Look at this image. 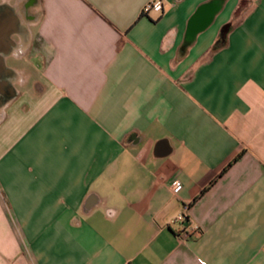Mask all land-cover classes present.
Wrapping results in <instances>:
<instances>
[{"label":"crops","instance_id":"obj_1","mask_svg":"<svg viewBox=\"0 0 264 264\" xmlns=\"http://www.w3.org/2000/svg\"><path fill=\"white\" fill-rule=\"evenodd\" d=\"M240 2L0 0V264H264V0Z\"/></svg>","mask_w":264,"mask_h":264},{"label":"built area","instance_id":"obj_2","mask_svg":"<svg viewBox=\"0 0 264 264\" xmlns=\"http://www.w3.org/2000/svg\"><path fill=\"white\" fill-rule=\"evenodd\" d=\"M157 10V11H161V4L159 3H154L152 1H149L148 3H146V5L143 7V13L146 14L148 13L150 10ZM179 186H177L178 189ZM189 223V219L188 216L183 213L178 215L175 220L173 221L174 225H179V231L180 232H188V233H198V229L197 227H190L189 225H187Z\"/></svg>","mask_w":264,"mask_h":264},{"label":"trees","instance_id":"obj_3","mask_svg":"<svg viewBox=\"0 0 264 264\" xmlns=\"http://www.w3.org/2000/svg\"><path fill=\"white\" fill-rule=\"evenodd\" d=\"M246 3H247L246 0H241L240 5L236 11L237 14H239L246 7ZM229 29H230V25H225L222 28L218 39L215 41V43L213 45L214 50L219 49L222 46H224V44L226 42V36H227V33L229 32Z\"/></svg>","mask_w":264,"mask_h":264}]
</instances>
